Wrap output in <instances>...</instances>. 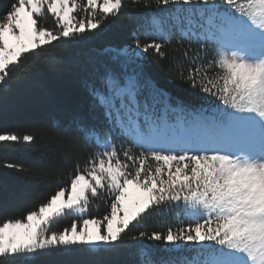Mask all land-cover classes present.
Wrapping results in <instances>:
<instances>
[{"label": "snow or ice", "instance_id": "6c2138e0", "mask_svg": "<svg viewBox=\"0 0 264 264\" xmlns=\"http://www.w3.org/2000/svg\"><path fill=\"white\" fill-rule=\"evenodd\" d=\"M125 6L14 0L0 18V93L38 49L102 40L108 18ZM144 7L150 11L139 27L146 24L148 42L134 36V47L101 46L85 66L89 103L72 125L96 150L67 186L22 218L0 220V264H45L54 254H95L78 264H115L108 258L130 241L139 245L135 264H264V0H144ZM78 10L86 15L77 19ZM46 12L55 28L40 22ZM173 42L174 79L204 94L198 108L143 66L145 53L164 59ZM35 140L0 132V143ZM103 194L109 211L88 215L90 197ZM153 212L175 213L179 226L126 239ZM65 215L74 217L70 226L52 230Z\"/></svg>", "mask_w": 264, "mask_h": 264}, {"label": "trees", "instance_id": "16d2710c", "mask_svg": "<svg viewBox=\"0 0 264 264\" xmlns=\"http://www.w3.org/2000/svg\"><path fill=\"white\" fill-rule=\"evenodd\" d=\"M13 2L0 0V18ZM77 3L85 4L86 0H77ZM125 5L119 17H109L106 21L107 28L102 40L92 39L84 43L58 41L38 49L36 55L25 60L27 67L13 72L8 91L0 93V132H16L19 135L27 133L36 137L29 144L0 143V220L22 218L27 211L44 202L59 186H67L76 166L83 168L96 150L85 143L72 125L73 117L85 113L89 103L83 84L87 77L85 66L98 59L96 49L101 46L134 47V36H139L142 44L148 42L144 34L146 24L145 27L139 25L144 24L150 9L144 7V0L135 4L133 0H125ZM152 9H155L154 3ZM74 15L79 19L86 14L78 10ZM44 18L48 20L45 24L48 28H55V19L51 14L46 12ZM176 47L175 42L166 47L167 56L164 59L155 56L152 51L145 53L143 66L147 74L166 86L173 97L198 108L206 103L200 99L204 94L174 79L172 56ZM53 124L58 126L53 127ZM117 149L121 151L119 141ZM6 162L23 165V171L4 167ZM92 199V212L97 210L105 215L109 211L110 198L106 194ZM73 219L72 215L63 216L54 229L62 230ZM180 219L186 223L182 215ZM178 226L175 213L153 212L145 215L139 224L130 226L126 239L138 235L140 231L164 232L168 227ZM129 243L130 246L122 250L120 255L108 259L115 264H135V253L139 245L137 242ZM139 243L152 246L157 242L143 240ZM94 255L54 254L45 257L44 261L45 264H54L56 261L78 264L94 258Z\"/></svg>", "mask_w": 264, "mask_h": 264}, {"label": "rangeland", "instance_id": "374dc122", "mask_svg": "<svg viewBox=\"0 0 264 264\" xmlns=\"http://www.w3.org/2000/svg\"><path fill=\"white\" fill-rule=\"evenodd\" d=\"M46 16V13H45V15H44V17ZM45 19V20H44ZM44 19H41V23H43L44 25L47 23V19L46 18H44ZM46 26V25H45ZM47 27V26H46ZM91 202L92 203H94V201H93V199L90 197V204H91ZM88 215H90V216H95V217H102L103 215H101L100 214V212H98L97 210H95V212H92V208H91V206L89 205V211H88ZM68 218V217H67ZM59 225V223H57V222H55L53 225H52V227H53V229L52 230H54V231H59V230H57V229H54L56 226H58ZM70 226V225H69ZM69 226H66V227H69Z\"/></svg>", "mask_w": 264, "mask_h": 264}]
</instances>
